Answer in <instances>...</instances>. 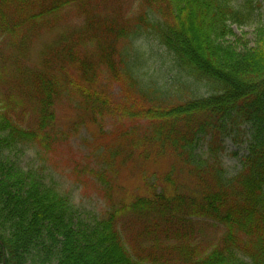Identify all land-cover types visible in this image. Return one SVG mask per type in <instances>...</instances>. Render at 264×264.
<instances>
[{
    "label": "trees",
    "instance_id": "16d2710c",
    "mask_svg": "<svg viewBox=\"0 0 264 264\" xmlns=\"http://www.w3.org/2000/svg\"><path fill=\"white\" fill-rule=\"evenodd\" d=\"M233 1L0 0V264H264V0L254 41L233 30L253 0ZM143 37L176 75L143 70ZM115 109L128 125L105 136ZM79 137L73 176L103 195L100 214L47 167ZM230 137L245 145L232 175ZM134 164L144 191L119 197Z\"/></svg>",
    "mask_w": 264,
    "mask_h": 264
},
{
    "label": "rangeland",
    "instance_id": "374dc122",
    "mask_svg": "<svg viewBox=\"0 0 264 264\" xmlns=\"http://www.w3.org/2000/svg\"><path fill=\"white\" fill-rule=\"evenodd\" d=\"M243 0H234V4ZM259 0H253V5L255 7V12L253 18L245 25L239 26L234 25L233 30L235 34L240 37H245L247 40H255V28L257 25V20L260 18L258 15L259 11L257 8V3ZM258 15V16H257ZM137 46L140 48V51L145 52V60L143 61V70L147 71L149 75L154 74L155 77H159L161 80H166L168 77H173L176 75V72L170 70L172 67V58L171 56L162 48L157 41L148 38H142L137 41ZM40 46L35 43L31 50L33 59L37 56ZM122 87L118 84L112 86V98L116 104L124 102L122 96ZM115 116L108 118L106 121L105 131L106 135L111 131H114L122 125H128V119L119 113L118 109H115ZM73 116V111L70 110L65 105L59 108V120L63 123H66V120H69ZM126 119V120H125ZM127 121V122H126ZM61 123V124H63ZM64 125V124H63ZM125 127V126H123ZM86 135V131H82V136ZM103 136V135H102ZM81 147L80 137L73 139L72 142L68 145L67 143L62 146V153H59L55 156L53 162H47V167L51 176L58 181L60 188L70 195L72 200L76 205L87 211H94L98 214L102 212L105 207V200L103 195L101 196L100 192L97 190L94 183L89 182L87 186H83L82 182H77L76 178L73 176V171L75 164L84 165L86 161L82 156V153H79V148ZM83 149V147H81ZM240 151V154L244 153L245 145L238 143L234 138L230 137L226 141V152L222 158L224 166L227 168L229 174H235L240 168L239 158L236 155V152ZM88 153H86L87 155ZM20 161L23 165L33 166L36 164L37 157L34 150H24L19 154ZM70 163H69V162ZM140 165L134 164L127 166L123 170V174H120L119 180L117 181L118 187L116 189V194L122 198H130L132 195L143 192L144 186L141 183L140 176L138 177ZM161 166V164L159 165ZM159 170H162L159 167ZM183 179L182 176H180ZM184 180V179H183ZM185 184L188 186L192 185V182L186 178Z\"/></svg>",
    "mask_w": 264,
    "mask_h": 264
}]
</instances>
